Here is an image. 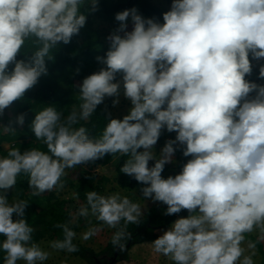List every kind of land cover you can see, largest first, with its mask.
Returning a JSON list of instances; mask_svg holds the SVG:
<instances>
[{"label": "clouds", "instance_id": "obj_1", "mask_svg": "<svg viewBox=\"0 0 264 264\" xmlns=\"http://www.w3.org/2000/svg\"><path fill=\"white\" fill-rule=\"evenodd\" d=\"M98 2L0 0V115L48 74L51 50L79 34ZM162 19L144 18L135 7L116 13L119 26L106 38L105 55L96 57L100 69L76 86L82 100L78 116L62 121L56 108H44L30 127L47 151L13 148L0 156L4 264H43L49 256L33 242L28 202L8 200L17 177L26 175L33 195H40L63 188L66 169L106 154L128 157L120 172L142 185L144 199L166 205L165 215L188 211L152 241L156 253L173 264H254L241 244L255 228L264 233V84L246 76L252 73L250 55L264 59V0H172ZM29 41L36 50L24 54ZM259 78L264 79V64ZM121 95L131 103L128 114L110 118L98 138L83 126L72 127L88 120L105 97H115V107ZM25 115L15 123L23 125ZM162 130L176 135L157 153ZM178 148L190 159L178 174L162 177ZM89 215L116 229L111 242L123 251L127 225H139L144 212L119 193L89 191L73 220ZM56 227L64 236L51 247L78 251L69 224ZM99 231L90 228L83 239Z\"/></svg>", "mask_w": 264, "mask_h": 264}, {"label": "trees", "instance_id": "obj_2", "mask_svg": "<svg viewBox=\"0 0 264 264\" xmlns=\"http://www.w3.org/2000/svg\"><path fill=\"white\" fill-rule=\"evenodd\" d=\"M133 7L138 10L142 17L155 18L160 23H163L162 14L168 11L155 4L153 0H99L98 10L86 13V24L79 34L74 35L69 44L61 42L57 48L51 50L49 55L52 59L45 62L48 74L42 75L38 83L25 92L24 97L14 101L9 106L16 115L26 114L25 122L22 128L15 127V131L5 132L3 127H0V156H6L13 148H18L21 152L33 148L47 151V146L43 141L37 140L31 131L30 125L35 113L52 106L61 114L62 121L74 112L78 116L82 100L76 86L82 82L83 78L100 69L101 65L97 62L96 57L105 55L109 48V41L106 38L113 32L111 31L112 28L115 30L120 23L115 20V14ZM81 10L84 11L83 8ZM36 47L30 41L26 42L22 53L31 54L36 50ZM26 58V56H18V59ZM249 59L252 64V73L246 78L257 84H264V79L259 78V67L264 64V59L253 60L251 55ZM251 95H254V93ZM113 99L115 97H105L104 102L97 106L94 114L88 120L78 119L77 123L72 125V127L79 128L83 126L88 130L90 138H98L110 118H123V116H117L114 113ZM109 113L111 114L110 116ZM1 121L2 118L0 116ZM175 156L178 161L176 166V174H178L183 164L190 157H184L182 150L179 148L175 152ZM127 159V156L112 157L110 154H106L103 159L66 169V175L62 177L64 187L40 195H33L34 190L28 186V177L21 174L17 177L14 187L8 190L7 197L10 203L18 200L28 202L29 205L25 209V218L34 229L32 234L33 242L37 244L44 240H62L64 236L63 229L56 227V225L68 223L69 227L77 234L86 225L84 223L85 218L78 217L73 220V216L81 205L86 204L87 192L96 191L98 194L105 196L106 185L113 182L112 178L97 175L94 171L98 167L112 164L115 167L113 179L124 190L128 191L142 187L132 177L120 172V168ZM153 163L150 161L149 165L151 166ZM73 169L76 172L75 177H73L75 173ZM166 169L164 168L163 172ZM114 190H117V187L111 188V191ZM71 204H74L75 209L68 207ZM166 207V205L163 208L152 206L144 213L139 225L128 224L126 231L130 235L122 243L126 245L132 238L131 245L152 242L160 235L157 232L158 230L168 228L178 217H187L189 215L187 210H182L178 214L165 215ZM94 220L103 224L96 218ZM70 221L71 223H69ZM123 224L124 222L122 221L120 226H123ZM103 226H106V224H103ZM115 231L116 229L113 230V233ZM3 240L4 237L0 236V242ZM255 242L259 244L257 241ZM73 243L77 246L78 251L71 252V255L84 259L89 264H94L95 258H98L99 254L79 242L76 237L73 239ZM114 250L115 247L110 239L105 251L108 254H112ZM261 252L264 254L263 250ZM5 255L0 250V264H4ZM121 260H128L126 250L122 252Z\"/></svg>", "mask_w": 264, "mask_h": 264}, {"label": "rangeland", "instance_id": "obj_3", "mask_svg": "<svg viewBox=\"0 0 264 264\" xmlns=\"http://www.w3.org/2000/svg\"><path fill=\"white\" fill-rule=\"evenodd\" d=\"M153 2L164 9L170 10V6L172 0H153ZM128 31L132 30L131 18L128 20ZM111 31H114L113 28ZM255 65V64H254ZM247 79V78H246ZM119 104L114 107V113L117 116H124L129 112L131 107V103L129 100L125 99L123 95L119 97ZM2 121L0 122V127H18L22 128L23 125H17L15 123V118L17 117L16 113L12 111L9 107L6 108L2 115H0ZM8 118V120H6ZM6 122V123H5ZM176 133L172 132L169 133L166 130H162L161 136L154 146L155 151L159 153L160 149L164 146L165 142L169 139H174ZM177 158L174 156V162L170 164H166L165 168L166 171L162 173V177L167 178L169 175H176L177 173ZM75 172V169H73ZM94 172L97 175H104L109 178H112L113 182L108 183L106 185L104 193L108 194L105 196H110L115 193H119L122 197H128L132 202L140 204L143 212H147L152 206H160L163 208V204L159 202H153L151 200H146L142 197L141 192L139 189L134 190H124L120 188L118 182L113 179L115 176V167L112 164H108L106 166L98 167ZM70 174V173H69ZM76 176V172L73 174V177ZM117 187V190L111 191V188ZM65 198V197H64ZM72 209H75L74 204L69 205ZM85 218V217H84ZM96 217L89 215L85 218L84 227H82L78 233L76 234V239L81 242L82 244L92 248L95 250L96 253L99 254V257L109 256L108 253L105 251L108 242L110 241L113 228L103 226V224L98 223L95 221ZM180 218V217H178ZM177 218V219H178ZM93 227L101 228L96 235L92 236L91 238L84 240L83 235ZM167 229V228H166ZM166 229H160L157 232L161 234ZM245 239L241 244V247L245 249V255H251L254 261V264H264V254L261 252L264 251V239H261L264 236V233H261L259 228H255L251 233H245ZM257 241L259 244H257ZM53 241H41L37 243V245L44 251L49 253L48 259L43 262V264H89L84 259L79 257L72 256L71 253L67 252L66 250H57L51 247ZM249 243L255 244V248H249ZM260 245V246H259ZM126 255L128 256V260H120L116 264H173V261L169 257H165L161 254L156 253L153 250L152 242H145L141 244L130 245V247L126 250ZM17 264H25L23 260L17 262Z\"/></svg>", "mask_w": 264, "mask_h": 264}, {"label": "flooded vegetation", "instance_id": "obj_4", "mask_svg": "<svg viewBox=\"0 0 264 264\" xmlns=\"http://www.w3.org/2000/svg\"><path fill=\"white\" fill-rule=\"evenodd\" d=\"M131 238H132V236H131ZM132 239L128 241V243L125 245V248L123 251L127 250L130 247V245L132 243ZM123 251H121L115 247L114 253L108 254L109 256L95 258L94 264H109L112 260H114L113 264H116L118 261L121 260V255H122Z\"/></svg>", "mask_w": 264, "mask_h": 264}, {"label": "water", "instance_id": "obj_5", "mask_svg": "<svg viewBox=\"0 0 264 264\" xmlns=\"http://www.w3.org/2000/svg\"><path fill=\"white\" fill-rule=\"evenodd\" d=\"M128 247H129V246H128ZM113 261H114V260H112L109 264H113Z\"/></svg>", "mask_w": 264, "mask_h": 264}]
</instances>
